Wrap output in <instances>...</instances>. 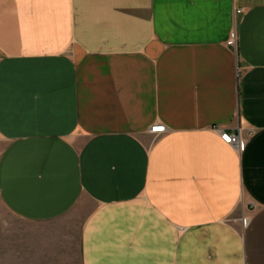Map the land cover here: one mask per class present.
Returning a JSON list of instances; mask_svg holds the SVG:
<instances>
[{
    "label": "crops",
    "instance_id": "crops-1",
    "mask_svg": "<svg viewBox=\"0 0 264 264\" xmlns=\"http://www.w3.org/2000/svg\"><path fill=\"white\" fill-rule=\"evenodd\" d=\"M0 264H264V0H0Z\"/></svg>",
    "mask_w": 264,
    "mask_h": 264
},
{
    "label": "built area",
    "instance_id": "built-area-1",
    "mask_svg": "<svg viewBox=\"0 0 264 264\" xmlns=\"http://www.w3.org/2000/svg\"><path fill=\"white\" fill-rule=\"evenodd\" d=\"M234 13H236L238 15L241 12L235 11ZM234 38H235V35L233 34L231 36L230 40L227 42V45L229 47H235V39ZM164 132H166V129L163 125H156L150 129L149 133L154 135V136H159V135L164 134ZM220 137L226 144H231L232 146H234L236 148L240 144L238 135H229V134H226L224 132H220Z\"/></svg>",
    "mask_w": 264,
    "mask_h": 264
}]
</instances>
